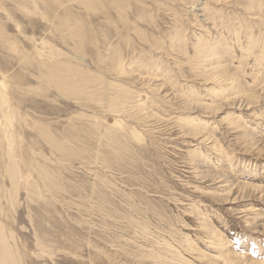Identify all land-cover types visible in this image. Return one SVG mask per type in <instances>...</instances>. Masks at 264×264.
I'll list each match as a JSON object with an SVG mask.
<instances>
[{"label":"rangeland","instance_id":"rangeland-1","mask_svg":"<svg viewBox=\"0 0 264 264\" xmlns=\"http://www.w3.org/2000/svg\"><path fill=\"white\" fill-rule=\"evenodd\" d=\"M0 248L264 264V0H0Z\"/></svg>","mask_w":264,"mask_h":264},{"label":"bare ground","instance_id":"bare-ground-1","mask_svg":"<svg viewBox=\"0 0 264 264\" xmlns=\"http://www.w3.org/2000/svg\"><path fill=\"white\" fill-rule=\"evenodd\" d=\"M247 48V47H246ZM213 50H211V51H209V54L208 55H211L212 56V59H214V60H216L215 62H217V65H215L213 68H210L209 69V71H211L212 73H215V72H218L220 75H222L223 77V79L225 80V83H226V85L228 86V88H231V87H229V84L227 83L228 81H230V80H233V76H231L230 77V75L228 74V73H226V69L224 68V69H221V67L222 66H220L219 64V58H220V56H221V53L220 52H218L217 51V53L216 52H212ZM257 61V60H256ZM215 62H211L210 63V65H214V63ZM219 63V64H218ZM258 63V62H257ZM209 64V63H208ZM209 65V66H210ZM122 68V67H121ZM228 68V67H227ZM208 75H209V73H208ZM218 75V74H217ZM219 79V78H218ZM223 81V80H222ZM247 95V94H246ZM240 96H241V94H240ZM238 97V96H237ZM237 97H235V99L237 98ZM227 98V97H226ZM231 99V98H230ZM234 102V101H233ZM199 104V103H198ZM202 105V104H201ZM13 157V156H12ZM11 160H12V158H11ZM14 168V167H13ZM15 169V168H14ZM16 173H18V171L16 172ZM11 175H12V173H11ZM15 179V178H14ZM247 183V182H246ZM1 233H2V231H1ZM1 236H3V235H1ZM2 240V239H1ZM1 248H3V247H1ZM0 248V249H1ZM5 249V248H4ZM1 253V252H0ZM4 253H8V252H6V251H4ZM3 253V256L5 257L6 255ZM10 258V257H9ZM233 258V257H232ZM7 259H8V256H7ZM223 259H225V258H223ZM228 260V259H227ZM230 260V259H229ZM0 261H1V259H0ZM225 261V260H224ZM232 262V261H231ZM0 264H5V262L2 260V262H0ZM225 264V263H224Z\"/></svg>","mask_w":264,"mask_h":264}]
</instances>
